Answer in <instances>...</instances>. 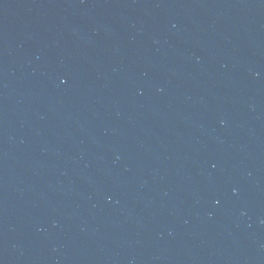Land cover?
Here are the masks:
<instances>
[{"label": "water", "instance_id": "water-1", "mask_svg": "<svg viewBox=\"0 0 264 264\" xmlns=\"http://www.w3.org/2000/svg\"><path fill=\"white\" fill-rule=\"evenodd\" d=\"M0 264H264V0H0Z\"/></svg>", "mask_w": 264, "mask_h": 264}]
</instances>
